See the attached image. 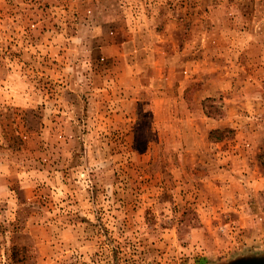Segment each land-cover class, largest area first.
I'll return each mask as SVG.
<instances>
[{
    "label": "rangeland",
    "instance_id": "obj_1",
    "mask_svg": "<svg viewBox=\"0 0 264 264\" xmlns=\"http://www.w3.org/2000/svg\"><path fill=\"white\" fill-rule=\"evenodd\" d=\"M264 255V0H0V264Z\"/></svg>",
    "mask_w": 264,
    "mask_h": 264
},
{
    "label": "water",
    "instance_id": "obj_2",
    "mask_svg": "<svg viewBox=\"0 0 264 264\" xmlns=\"http://www.w3.org/2000/svg\"><path fill=\"white\" fill-rule=\"evenodd\" d=\"M221 264H264V255H244Z\"/></svg>",
    "mask_w": 264,
    "mask_h": 264
}]
</instances>
